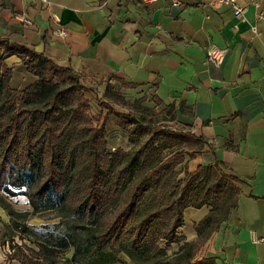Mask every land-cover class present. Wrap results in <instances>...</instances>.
I'll list each match as a JSON object with an SVG mask.
<instances>
[{
  "label": "trees",
  "instance_id": "1",
  "mask_svg": "<svg viewBox=\"0 0 264 264\" xmlns=\"http://www.w3.org/2000/svg\"><path fill=\"white\" fill-rule=\"evenodd\" d=\"M11 56L22 58L27 72L37 78L34 84L20 91L11 88L12 71L2 70L3 61ZM111 79L128 88L120 79ZM67 81L70 86L62 87ZM81 81L79 73L56 66L43 53L0 39V208L10 219L8 229L27 233L22 239L36 246L27 247L29 255L19 263L55 264L59 254L70 253L59 264H217L215 258L199 253L237 207L242 181L216 161L194 171L184 167L174 193H155L159 182H168V175L161 173L166 166L164 150L195 152L204 145L203 138L190 132L163 135L147 130L132 111L120 113L102 101L106 117L94 125L84 98L91 90ZM167 107L174 110L173 104ZM109 116L133 127L132 150L107 153L104 127ZM149 134L136 150L134 137ZM17 196L27 199L30 212L17 213L10 207L6 197ZM161 196L169 198L166 203ZM202 206L209 212L194 226L196 241L183 242L177 231L184 211ZM43 213L56 214L57 231L37 241L24 220ZM177 241L179 247L171 254L161 246Z\"/></svg>",
  "mask_w": 264,
  "mask_h": 264
},
{
  "label": "crops",
  "instance_id": "2",
  "mask_svg": "<svg viewBox=\"0 0 264 264\" xmlns=\"http://www.w3.org/2000/svg\"><path fill=\"white\" fill-rule=\"evenodd\" d=\"M175 1L180 4L49 0L47 7L39 0H0V39L43 53L82 78L111 83L115 77L128 88H152L162 105L173 104L175 114L188 119L186 132L203 138L206 151L193 160L195 168L219 161L242 181L237 207L199 256L217 264H264V243L251 241V233L264 239V21L254 18L264 0H238L246 6L242 22L228 7ZM59 28L65 37L52 34ZM209 44L226 50L219 66L206 63ZM208 212L207 206L184 211L183 242L196 241L194 226Z\"/></svg>",
  "mask_w": 264,
  "mask_h": 264
},
{
  "label": "rangeland",
  "instance_id": "3",
  "mask_svg": "<svg viewBox=\"0 0 264 264\" xmlns=\"http://www.w3.org/2000/svg\"><path fill=\"white\" fill-rule=\"evenodd\" d=\"M14 57L13 60L6 62L5 58L2 63V70L10 69L12 71V77L10 86L14 90H23L27 87L28 82L34 81L28 86L34 84L37 78L28 73L26 67L23 65L22 58ZM19 59V61H18ZM109 81L108 79H92L82 78L81 84L90 89L91 92H85L84 98L88 103L89 117L94 125H100L106 117V110L99 105V101L107 103L113 107V109L120 113H128L132 111L133 115L140 120V123L144 128L158 131H163V135L168 132H186L189 131L188 119L185 117L177 116L173 109L168 108L165 105L157 104L154 100V91L149 89H136L126 88L123 89L121 84L112 80L109 83V88L106 89ZM27 84V85H25ZM62 87H69L70 83L67 81L65 84H61ZM106 91V92H105ZM107 96V97H106ZM137 101H141L137 103ZM133 127L129 125L127 120L118 119L115 116H109L105 122L104 138L106 141V151L108 154H113L115 150L122 149L127 152L133 149L134 144L131 142ZM152 135H144V137L136 138L134 141L138 144L136 150L142 147ZM165 145L170 144V140L164 139ZM158 142L154 144L157 147ZM175 148H167L164 150L166 166L161 173H166L168 182H159L154 192L157 194H164L165 191H169L168 195L174 193L178 184V181L183 180V175L179 174L184 167H187L189 171H194L197 159L203 152L206 151V147L203 144H199L195 152H189L181 155L179 153H173ZM180 161V164L177 162ZM182 188V186H180ZM162 203H166L168 197L161 196ZM6 200L10 207L17 213L30 212V207L27 205V199L23 196H17L14 198L6 197ZM58 222L55 213H43L41 215H29L25 218L24 223L26 227L31 230L37 241H44L49 233H55L57 231L56 223ZM10 223L9 217L5 211L0 208V264H20L19 259L23 260V255H29L27 247L36 249V246L31 244L28 240H23L22 237L27 236V233H19L14 230L8 229L7 225ZM177 232L180 233L178 230ZM182 237V236H181ZM161 246L166 248L168 254H171L179 247V241L172 243L168 247H165V243L161 242ZM59 254V261L55 260V264L62 263V258L70 256L69 254ZM57 261V262H56ZM51 262H45L39 260L37 264H50ZM121 264V263H117Z\"/></svg>",
  "mask_w": 264,
  "mask_h": 264
},
{
  "label": "built area",
  "instance_id": "4",
  "mask_svg": "<svg viewBox=\"0 0 264 264\" xmlns=\"http://www.w3.org/2000/svg\"><path fill=\"white\" fill-rule=\"evenodd\" d=\"M41 3H43L44 5H46L47 7L50 6V2L49 0H39ZM159 0H142V4L144 5H149V4H153L158 2ZM173 5H179L180 3L178 1L173 0ZM202 5L205 7H208L212 10H218L221 9L222 7H228L230 8V10L232 11V14L234 16V18L237 21H245L244 18V14L246 12V6H241L238 3V0H204V2H202ZM255 8H259V4H254ZM53 21L58 23V19L56 17H52ZM255 21L256 22H261L264 21V11L260 10L259 12H257L254 16ZM22 21V23L26 26H32L31 21L22 18L20 19ZM252 32L254 34L257 35V28L255 26H253L252 28ZM52 34L63 38L66 36V31L64 29H55L52 31ZM226 54V50L217 47L216 45L213 44H209L206 49H205V57H206V63L209 65H213V66H219ZM251 241L255 244H263L264 243V239L263 238H258L255 233H251Z\"/></svg>",
  "mask_w": 264,
  "mask_h": 264
}]
</instances>
